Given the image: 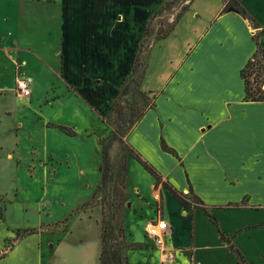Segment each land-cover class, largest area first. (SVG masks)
<instances>
[{
    "label": "crops",
    "instance_id": "obj_1",
    "mask_svg": "<svg viewBox=\"0 0 264 264\" xmlns=\"http://www.w3.org/2000/svg\"><path fill=\"white\" fill-rule=\"evenodd\" d=\"M195 1L188 2L190 5L172 32L159 40L156 75L150 70L154 50L151 52L142 86L156 95V102L131 128L126 140L159 171L164 181L202 200L218 225L202 207L191 213L169 189L162 184L156 187L154 176L140 163L135 164L131 155L126 175L130 171L132 176L135 174L141 188L135 189L138 199L132 202L134 210L126 212L125 221L133 218L138 224L145 217L155 218L160 214L156 204L161 200L167 219L166 191L167 207H177L182 215L194 220L187 232L189 241L184 245L174 229V224H178L175 216H169L171 222L167 219L172 226L169 244L179 252L176 260L167 264H262L264 100H246L240 72L259 48L264 51V0H233L248 11L255 25L239 12L224 11L231 0H201L208 1V12H200ZM164 2L0 0V85L11 74V90L17 99L29 100L16 94L18 77L31 78L39 93L50 79L47 68L58 72L69 86L70 73L92 66L95 73L89 81L96 97H106V116L110 99L119 94L122 80L132 72L141 31ZM185 15L198 20H191L187 35L181 39L175 31ZM137 19L140 26L135 25ZM126 26L129 31L122 30L123 35L128 33V40L125 36L118 41L117 29ZM122 41L126 43L120 46ZM57 44L61 55L58 63L53 64L45 52ZM102 67L115 68L117 77L113 80L109 74H102ZM22 69L31 76L24 75ZM75 89L77 93L78 88ZM236 203L244 204L233 205ZM90 208L91 214L77 215L61 232L45 231L51 237L50 252L58 257L56 263L100 264L101 212L96 205ZM91 218L95 221L90 225ZM204 221L209 227H204ZM82 224L84 227L80 228ZM146 224L144 236L155 249L141 246L145 243L141 233L140 240L132 242L136 247L127 253L147 254L149 260L143 264H165L161 262L160 250L146 233ZM86 233L89 237L82 239ZM233 244L245 261L238 259Z\"/></svg>",
    "mask_w": 264,
    "mask_h": 264
},
{
    "label": "rangeland",
    "instance_id": "obj_2",
    "mask_svg": "<svg viewBox=\"0 0 264 264\" xmlns=\"http://www.w3.org/2000/svg\"><path fill=\"white\" fill-rule=\"evenodd\" d=\"M188 2L190 0H165L163 6L148 20L137 42L136 55L142 49L140 72L147 68L151 52L154 50L150 70L153 75L158 73L159 38L167 32H172L170 30L190 5ZM207 3L208 1L196 0L195 7L200 12H208ZM229 6L237 7L231 0L224 11ZM249 18L252 25H255L254 20ZM191 20L198 19L185 15L181 26L176 28L175 34L181 39L187 35L186 28ZM135 22L136 26H140L139 19ZM122 29L129 31L127 26L117 29L118 41L128 36V33L123 35ZM133 32H136L135 28ZM253 39L258 45L257 37L254 36ZM123 43L126 42L122 41L119 45L122 46ZM58 45L56 48L54 45L49 47L45 52L53 64L58 63L61 55L57 52L60 50ZM43 50L45 51V48ZM256 52L263 63V50L259 48ZM258 69V65H254L250 69L251 72L248 71L247 77L253 90L256 91L260 87L264 92V72H259ZM21 71L26 76L32 74L26 69ZM46 71L50 79L44 83L43 88L40 87L39 93L32 84L29 100L17 99L15 92L11 90L14 85L10 84L11 74L6 75L4 86L0 85L4 88L0 90V264H59L56 263L58 257L50 252L51 237H47L45 231L61 232L68 228L72 218L84 212L91 214L89 208L92 205L98 206L101 212L98 222L101 239L103 225L110 224L113 247H136L132 242L140 240L142 233L145 243L141 246L155 249L144 236V226L151 220L149 217L143 218L138 224L133 218L125 221L126 212L134 210L132 202L138 199L135 189L140 187L137 186L139 179L135 174L132 176L131 171L126 175V189L122 190L119 185L123 173L121 167L128 150L126 140H116L110 146L109 160L115 177L103 188L100 187L102 141L110 134L112 128L119 127L122 117L118 116V110L111 113L110 108L105 116L106 97H96L89 81L95 73L93 67L81 68L76 70L75 74L70 73L72 81L68 82L72 86H67L58 72L48 68ZM101 73L109 74L113 80L117 77L115 68L102 67ZM128 77L122 80L119 94ZM75 87L80 95L74 91ZM119 94L113 100H117ZM138 114L139 112L134 120L138 118ZM105 119H110V124ZM128 125L126 122V126ZM131 160L139 164L135 159ZM146 182L149 183L147 179ZM118 188L125 193L123 200H120ZM187 196L191 200L196 198L195 195ZM167 198L168 193L164 191L165 215L170 222L172 220L169 216H175L173 218L178 224H174V229L178 232L179 241L185 245L189 241L187 232L191 231L194 220L191 216L182 215L177 207H167ZM156 205L158 213L163 215L162 200ZM94 221V218H91L89 224ZM204 222V227H209L207 221ZM83 225L80 228L84 227ZM123 226L125 228L122 231ZM88 237L86 233L82 239ZM174 253L177 258L179 252L174 250ZM141 254L139 251L133 252L132 255L126 253L128 264H143V261L149 260L147 254ZM182 255L187 257L184 253ZM154 256L157 258L158 254Z\"/></svg>",
    "mask_w": 264,
    "mask_h": 264
},
{
    "label": "trees",
    "instance_id": "obj_3",
    "mask_svg": "<svg viewBox=\"0 0 264 264\" xmlns=\"http://www.w3.org/2000/svg\"><path fill=\"white\" fill-rule=\"evenodd\" d=\"M236 6L238 12L243 17L245 18L249 17V13L245 8L240 6L238 3H236ZM173 29L174 28H172L170 31H172ZM168 34L169 32L161 36L159 39L166 37ZM141 50L136 55L132 72L128 77V79L126 80V82L124 83L122 91L119 94V97L117 98V100L110 99L109 101V108L111 110V113L113 111L115 112L118 110V116L122 117V123L119 125V127L112 128L111 133L107 137H105L102 141V162L99 166L102 175L101 185H100L101 188H103L108 182L113 180V178L115 177L109 160L110 146L116 140H122L125 142L126 137L129 131L131 130V128L141 119V117L150 108H152L155 105L156 102V98H157L156 95H151L149 92L144 90L142 86L146 69L142 72H140L139 69L141 64V56H140L142 52ZM263 63H261L260 59L258 58L257 52H255L250 57L246 65L241 69L240 73L245 83L246 98L248 99L264 100V92L262 91V89L258 87L256 91L253 90L252 87H250L251 82L247 77L248 71L250 73L251 72L250 69L254 65H258L259 72L262 71L264 72ZM138 112H139L138 118L134 120ZM105 120L108 123L110 122V119H105ZM126 122L129 123L128 126H126ZM126 146L128 150L127 153L125 154V159L121 167L123 173L121 175V179L119 182L120 188L122 190L125 189L127 156L131 155L138 161V163H140L143 166V168L146 171H148L152 176H154L156 180V187H158L159 184H162L164 187L169 189L173 194V196L191 213L194 211L196 207H202L205 210L206 214L211 216L212 220L218 225V221L216 217L210 214L208 208L204 206L202 200H200L199 198H195V200H191L185 193L180 192L175 187L170 185L168 182L164 181L159 171L148 160H146L138 150H136L130 143H128L127 140H126ZM163 147L164 149L168 148L166 145H163ZM120 188H118V191H120V200H123V198L125 197L124 196L125 193ZM242 204L244 203H236L233 205L239 206ZM262 225H264V223H262ZM124 226L121 228L122 231L125 228ZM112 235H113L112 226L110 224L106 226L103 225L100 264H128V261L126 260V253L129 249L128 248L125 249L120 246L113 247V245L111 244ZM221 235L222 237H224L223 232H221ZM232 249L234 250V252H236L237 257L240 261L246 260L244 256L240 253L239 249L234 246V244L232 245ZM123 253L125 256L123 255Z\"/></svg>",
    "mask_w": 264,
    "mask_h": 264
},
{
    "label": "built area",
    "instance_id": "obj_4",
    "mask_svg": "<svg viewBox=\"0 0 264 264\" xmlns=\"http://www.w3.org/2000/svg\"><path fill=\"white\" fill-rule=\"evenodd\" d=\"M16 94L21 98L30 97L32 95V79L23 76L18 77L16 80ZM146 233L160 250L161 262H174L176 258L174 248L169 244L172 226L161 213L147 223Z\"/></svg>",
    "mask_w": 264,
    "mask_h": 264
},
{
    "label": "water",
    "instance_id": "obj_5",
    "mask_svg": "<svg viewBox=\"0 0 264 264\" xmlns=\"http://www.w3.org/2000/svg\"><path fill=\"white\" fill-rule=\"evenodd\" d=\"M227 11H228V12H231V11H233V12H238L237 8L234 7V6H229V7L227 8Z\"/></svg>",
    "mask_w": 264,
    "mask_h": 264
}]
</instances>
